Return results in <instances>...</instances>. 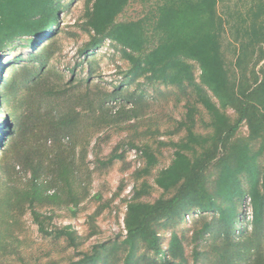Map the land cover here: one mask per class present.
Instances as JSON below:
<instances>
[{
    "label": "trees",
    "instance_id": "1",
    "mask_svg": "<svg viewBox=\"0 0 264 264\" xmlns=\"http://www.w3.org/2000/svg\"><path fill=\"white\" fill-rule=\"evenodd\" d=\"M61 1L0 0V63L20 39L28 37L34 50L19 55L22 64L6 77L0 73V105L9 107L0 120V251L16 242L21 217L30 213L41 234L74 248L77 259L64 264H199L201 257V264H264V0H156L130 20H118L130 0H85L90 38L79 53L108 39L129 62L112 89L90 79L78 89L52 66L60 46L50 32L62 23ZM156 84L185 97L183 117L164 132L180 136L159 146L124 139L104 157L95 153L97 170L125 161L128 149H136L141 165L124 198L125 234L80 249L83 235L54 225L56 210L76 216L89 197L103 201L102 191L91 194L87 160L97 131L151 122L143 134L161 133L146 96ZM162 146L171 147L172 159L153 173ZM151 175L162 190L154 200L144 199L154 188ZM104 207L88 216L89 237L99 233L95 220ZM191 216L192 263L174 229Z\"/></svg>",
    "mask_w": 264,
    "mask_h": 264
},
{
    "label": "rangeland",
    "instance_id": "2",
    "mask_svg": "<svg viewBox=\"0 0 264 264\" xmlns=\"http://www.w3.org/2000/svg\"><path fill=\"white\" fill-rule=\"evenodd\" d=\"M156 0H130L125 10L118 16V20H130L145 16L149 10L152 9ZM63 12L62 23L59 28H55L56 40L60 46L51 61L52 66L56 70L63 73L64 81L72 82L68 85H75L78 89L85 88L90 79L92 85L99 84L107 89H112L124 79V72L128 68L129 62L123 57L122 46L111 40H105L100 47L91 51L89 55L80 54V49L90 38V33L86 30L84 21L86 3L85 0H62ZM49 34V35H50ZM46 35L42 39V43L48 39ZM30 39L23 38L12 44L3 53L2 62L0 63V73L3 71L5 77L8 75L10 68L13 65L22 64L19 55L27 57L30 50L27 49ZM24 59L23 63H25ZM196 80H199L200 68L197 63L193 62ZM72 70L74 73L72 74ZM1 80V78H0ZM133 88V87H130ZM4 91V84H0V93ZM174 91V93H168ZM165 92V93H164ZM177 89L172 86H165L163 84H156L154 86H147L146 96L152 103L151 114L154 112L156 116H160V130L161 133H153L145 136L143 131L150 130L151 122L142 123L137 126H127L124 129L112 128L97 131L93 137L89 148L88 162L90 168L94 170L91 184V194L97 193L99 190L103 192L104 199L102 202H97L89 197L79 210L76 216L72 215L68 209L56 210L54 225L63 226L71 225L83 235L84 240L80 249H90L92 244L100 240H107L116 235L125 234L124 216L126 211V202L124 198L130 197L135 184L133 172L141 165L138 160L136 149H128L126 153V160H117L114 165L107 169L97 170L95 165V153L100 156L108 155L113 148L120 142L130 139L153 141L155 146H159L158 140L170 139L177 140L180 135H169L164 132L168 127L173 128L176 119H180L184 114L183 103L185 97L182 94V100L177 101ZM8 105L2 103L0 105V120L1 117L6 116ZM152 130H156L153 125ZM202 128V126H200ZM109 134L103 139V134ZM241 135H247V126H243L240 131ZM153 135H158L157 138H151ZM101 138V139H100ZM99 141L98 148L96 143ZM96 148V149H95ZM173 155L171 147L162 146V153L159 154V164L153 169L156 173L159 168L170 163ZM130 164V165H129ZM154 186L152 192L146 195L144 199L154 200L159 197L162 190L154 184L153 175L146 177ZM143 179H140L142 181ZM124 184L123 190L120 187ZM109 206L106 205L107 201ZM104 205V211L96 218L95 222L99 226L100 231L89 237L91 228L88 222V216L97 210L99 206ZM250 212V208H246ZM195 216V215H194ZM197 216V215H196ZM210 217V216H209ZM21 230H18V238L9 246L5 252L0 251V264H64L72 257L77 259V253L73 247L67 244V241L56 239L51 236H44L38 231L37 224L33 221L30 213H26L21 217ZM195 226V219L189 217L187 221L175 226V230L185 237V244L187 253L190 257L191 263L194 262L193 250L195 243L192 241V230ZM170 230L167 235L170 234ZM205 244L199 247L204 250ZM202 258V257H201ZM199 260V264L203 259Z\"/></svg>",
    "mask_w": 264,
    "mask_h": 264
}]
</instances>
